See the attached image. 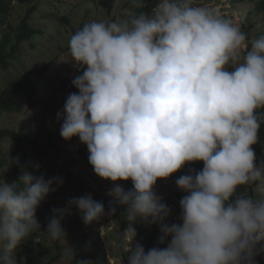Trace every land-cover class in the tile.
I'll return each instance as SVG.
<instances>
[{
    "label": "clouds",
    "instance_id": "1",
    "mask_svg": "<svg viewBox=\"0 0 264 264\" xmlns=\"http://www.w3.org/2000/svg\"><path fill=\"white\" fill-rule=\"evenodd\" d=\"M69 51L83 72L72 82L78 93L58 113L60 135L87 145L97 176L132 181V190L117 184L112 193L127 205L130 222L165 219L170 210L153 191L157 179L203 161L201 171L176 180L188 195L179 202L182 223L165 226L159 238L171 237L168 246L147 252L137 246L127 264H257L264 198L238 188L255 183L264 191V161L257 164L252 147L264 116L257 114L264 109V34L249 42L219 8L159 0L151 15L85 23L71 36ZM22 172L19 184H0V264H16L14 250L40 231L41 202L54 183H63ZM69 204L85 224L105 215L91 195ZM64 215L48 219L45 234L52 240L66 236ZM135 235L129 227L127 245Z\"/></svg>",
    "mask_w": 264,
    "mask_h": 264
},
{
    "label": "rangeland",
    "instance_id": "2",
    "mask_svg": "<svg viewBox=\"0 0 264 264\" xmlns=\"http://www.w3.org/2000/svg\"><path fill=\"white\" fill-rule=\"evenodd\" d=\"M99 1L36 0L34 3H29L28 0H13L12 2L13 12L8 18V25L11 24L12 27H15L19 21L29 16L30 26L36 30H42L43 33L37 34L32 41L34 48L31 43L23 44L22 55L19 56L18 60L11 61L9 69L0 67V90L25 72L44 70L45 73L39 75L37 79L38 89L33 98V106L28 105L27 96L18 99L20 111L3 112L0 115V130L19 131L24 128L25 132L35 137L44 128H48L58 134L54 141L55 147L67 156H73L76 163L74 167L67 169L63 167L57 157V152L51 151L47 157L37 159L30 148H27L26 155L21 157L22 169L26 168L27 171L36 176L43 175L45 179L59 177L63 181L61 185L54 183L48 196L41 202L40 207L37 209L39 214L36 215L41 226L40 231L33 232L25 241V244L34 250L33 264H78L81 261L80 259L91 258L93 249L100 242L103 243L109 264H127L131 251L139 246L133 238L127 245V240L123 237L127 230L123 233L114 221L112 214H109L110 209L114 208L113 200L107 205L105 215L89 224L84 223L82 213L75 206H70L69 202L71 200L90 195L84 193L86 191L85 187L81 190L77 188V177L85 178L90 175L97 180V184L105 188L114 189L115 184L95 174L89 163L87 145L80 142L78 136L72 137L70 140L61 137L60 128L63 120L58 119V113L63 112L61 108L64 107L67 98L60 99L61 107H56L54 111H51L47 106L54 103L55 89L63 78L66 75L73 78L77 73V68L73 64L69 51V40L80 29L81 25L92 21L130 20L138 16L136 0H114V4L110 9L100 5ZM256 1L242 0L240 3L234 4L233 0H195V4L219 8L225 17L231 18L240 26L250 42L264 34V12L254 17L253 21L256 25L253 30L247 32L244 28V18L248 12L254 9ZM33 6L35 10L28 15V11ZM52 14L54 15L52 16ZM62 16L68 17L69 25L64 26L59 23L58 18ZM13 150V143L5 138L1 144L2 156L0 162L3 165L0 167V184L12 185L16 183L14 179ZM28 165H39V167L37 169L27 167ZM182 175H188V172L180 170L168 178L157 179L153 191L156 193L160 190L175 194L178 188L176 180ZM122 187L125 191L132 190L133 183L131 184L129 179L124 181ZM253 190L254 200L264 198V191H259L256 184ZM56 191L64 193L61 202L55 198ZM183 193L188 195L184 191ZM53 209L57 210L56 213L52 211ZM61 211L65 213L61 225L66 232V236L63 241L52 240L45 234L47 222L54 215L59 219ZM181 214H179V219L174 221L173 216L175 214L170 211L165 218V226L182 223ZM35 238L40 239L39 244L34 243ZM170 239L171 237H168L169 243ZM127 246L130 251H126ZM13 255L16 256L15 253ZM255 259L257 264H264V254L260 255L259 246ZM16 264H24V262L18 263L16 260Z\"/></svg>",
    "mask_w": 264,
    "mask_h": 264
},
{
    "label": "trees",
    "instance_id": "3",
    "mask_svg": "<svg viewBox=\"0 0 264 264\" xmlns=\"http://www.w3.org/2000/svg\"><path fill=\"white\" fill-rule=\"evenodd\" d=\"M36 0H28L29 3H34ZM242 0H233L235 3H240ZM13 0H0V67L3 69H9L11 61L18 60L19 56L22 55V46L24 43H31V46L34 48L32 41L35 39L37 34H42V30H36L32 28L28 22V17L18 22L17 26L12 27L11 24L8 25V18L13 12L12 6ZM100 5L111 8L114 4V0H100ZM137 2V0H136ZM145 7H137L138 15L141 12L150 15L159 0H143ZM35 10L34 6L28 11V15ZM264 12V0H257L255 2L254 9L246 14L244 18L245 26L247 32H250L254 29L256 23L253 21L254 17L260 15ZM54 14H52L53 16ZM61 25H69L68 17L62 16L58 18ZM84 26L81 25L80 29ZM79 29V30H80ZM31 41V42H30ZM229 71L233 70L231 66L228 67ZM83 69L77 70V73L70 78V75H66L65 78L59 83V86L55 89L54 93V103L48 104V108L51 111H54L56 107L60 106V99L67 98L70 93H78L73 85V80L77 75H81ZM44 70H31L23 73L20 77H17L10 81V83L0 90V115L3 112H19L20 108L18 106V99L23 96H27V103L29 106H33V98L37 92V79L39 75L44 74ZM64 107L61 109L63 110ZM260 113H264V109L257 110L258 116ZM261 126L258 132V142L253 145V150L256 154V162L259 164L261 161H264V116H260ZM58 137V134L52 132L48 128H44L39 132L35 137H32L30 134L24 131V128H21L19 131L14 130H0V157L2 156L1 144L5 138H8L14 145V150L12 157L14 161H18L14 165V179L17 184H19L20 178L23 174L22 172V161L21 157L26 155L27 148H30L33 154L37 159L42 157H47L49 152H57V157L60 159L63 167L71 169L76 164L74 162V157L62 153L54 145L55 139ZM3 165L0 162V167ZM203 161H194L191 163H186L180 170H185L188 174H193L199 172L203 169ZM178 170V171H180ZM192 170V171H190ZM115 186L118 184L122 186L124 184L123 180L114 182ZM132 184V181H131ZM76 185L78 189L86 188L84 193L90 194L94 201L102 203L104 210H106L107 205L113 200L114 201V213L112 217L114 221L119 226V229L124 233L129 227H132L136 231V235L133 239L142 246L147 252L153 247L166 248L168 246L169 240L168 237L165 238L163 243H159V238L164 235L163 228L166 224L165 219L158 221L156 224H145L142 222L132 223L127 219V205L121 204L113 193V188H105L97 184V180L94 177L88 175L85 178H76ZM22 188L23 185L21 184ZM254 187L255 184L242 185L238 188V192L241 194H246L251 196L254 199ZM158 197L161 198V203H163V195H172L177 202L178 211L182 213L180 208L179 200H181L185 194L179 188H177L176 193L171 192H162L158 190L155 193ZM64 193L62 191H56L55 198L59 202L62 201ZM164 204V203H163ZM168 208V207H167ZM169 209V208H168ZM39 212H36L38 215ZM259 250L260 255L264 254V240L260 242ZM15 257L18 263L24 262V264H33V259L35 256L34 250L28 247L25 244V241L17 246L14 250ZM82 260V259H80ZM85 260H92V264H109L105 249L103 248V243H98L93 249V255L91 258H86ZM263 263V262H262ZM76 264V263H75Z\"/></svg>",
    "mask_w": 264,
    "mask_h": 264
},
{
    "label": "built area",
    "instance_id": "4",
    "mask_svg": "<svg viewBox=\"0 0 264 264\" xmlns=\"http://www.w3.org/2000/svg\"><path fill=\"white\" fill-rule=\"evenodd\" d=\"M163 203L169 208L170 211H172L175 215L173 216L174 221H177L179 219V214L181 213L180 211H178L177 208V202L176 200L173 198L172 195H163ZM34 240L38 241H34L35 244H39L40 243V239L39 238H35Z\"/></svg>",
    "mask_w": 264,
    "mask_h": 264
}]
</instances>
